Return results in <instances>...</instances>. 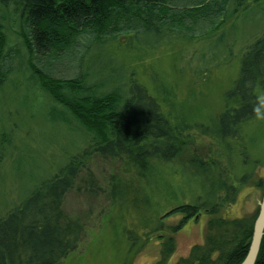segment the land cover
<instances>
[{
	"label": "trees",
	"instance_id": "16d2710c",
	"mask_svg": "<svg viewBox=\"0 0 264 264\" xmlns=\"http://www.w3.org/2000/svg\"><path fill=\"white\" fill-rule=\"evenodd\" d=\"M243 2L0 0V92L6 81H12L8 79L11 74H28L26 82L38 87L44 107L57 109L55 120L76 124L86 142L81 151L50 178L37 183L21 203L0 218V264H58L76 248L83 227L66 215L63 201L93 156L122 161L124 173L131 171L144 180L154 162L176 158L182 146L192 142L187 123L174 113L170 92L165 87L149 92L131 76L125 77L122 67H114L113 59L102 54L106 42L123 34L136 40L147 33L166 32L177 39L208 34L235 15ZM13 21L17 40L10 46ZM157 45L135 43L142 50ZM92 61L98 67H92ZM70 68H76L71 77L54 75ZM257 88L264 91V32L245 48L237 79L225 94L226 108L216 125L219 140L236 137L244 122L261 113L263 104ZM25 97L28 102V95ZM8 138V134L0 133V160ZM192 155V162L199 165V158ZM205 165L199 166L209 183V199L199 206L179 204L174 208L185 217L171 232L176 233L186 219L197 216L200 208L215 218L208 222L210 234L204 244L194 245L176 264H240L257 214L241 219L217 217L222 206L233 203L237 191L228 179L221 180L219 174L210 176ZM111 184L116 189L123 183L113 177ZM254 185L264 193V177H258ZM214 229L219 232L214 234ZM174 248L171 236L165 244V259ZM254 264H264V234Z\"/></svg>",
	"mask_w": 264,
	"mask_h": 264
},
{
	"label": "rangeland",
	"instance_id": "374dc122",
	"mask_svg": "<svg viewBox=\"0 0 264 264\" xmlns=\"http://www.w3.org/2000/svg\"><path fill=\"white\" fill-rule=\"evenodd\" d=\"M15 24L10 46L17 40ZM263 32L264 0H244L235 15L208 34L177 39L166 32L147 33L138 40L123 34L106 42L102 54L113 59L114 67L121 66L125 77L131 76L149 92H156L157 87L170 92L174 113L185 120L193 138L176 158L154 162L144 180L131 171L124 173L122 161L93 156L63 201L64 212L82 224L84 234L58 264H176L186 258L194 245L204 244L210 234L208 222L215 218L200 208L197 216L171 232L185 217L174 208L199 206L209 199V183L200 172V163L206 164L210 176L219 174L237 191L233 203L222 206L217 217L241 219L257 214L263 195L254 182L264 177V91H255L263 104L261 113L244 122L236 137L219 140L215 135L242 54ZM135 43L158 45L142 50ZM91 63L98 67L97 62ZM75 72L76 68H70L54 75L71 77ZM28 76L11 74L8 79L12 81H6L0 92V133L9 135L0 160V218L86 145L76 124L55 120L57 109L44 107L38 87L26 82ZM191 152L203 162H192ZM113 177L123 183L116 189ZM216 192L223 197L220 190ZM214 230V234L219 232ZM171 236L175 248L165 259V244Z\"/></svg>",
	"mask_w": 264,
	"mask_h": 264
},
{
	"label": "water",
	"instance_id": "95a60500",
	"mask_svg": "<svg viewBox=\"0 0 264 264\" xmlns=\"http://www.w3.org/2000/svg\"><path fill=\"white\" fill-rule=\"evenodd\" d=\"M264 234V193L258 206L257 216L253 223L252 236L247 253L240 264H254Z\"/></svg>",
	"mask_w": 264,
	"mask_h": 264
}]
</instances>
